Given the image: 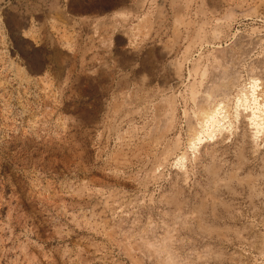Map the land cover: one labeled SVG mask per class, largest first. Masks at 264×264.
Here are the masks:
<instances>
[{"label":"rangeland","instance_id":"rangeland-1","mask_svg":"<svg viewBox=\"0 0 264 264\" xmlns=\"http://www.w3.org/2000/svg\"><path fill=\"white\" fill-rule=\"evenodd\" d=\"M252 75L264 0H0V264H264Z\"/></svg>","mask_w":264,"mask_h":264},{"label":"bare ground","instance_id":"bare-ground-1","mask_svg":"<svg viewBox=\"0 0 264 264\" xmlns=\"http://www.w3.org/2000/svg\"><path fill=\"white\" fill-rule=\"evenodd\" d=\"M220 51L221 50H219V53H220ZM222 54H224V53H222ZM215 55H218V54H215ZM220 57H221V55H220ZM220 57H217V59ZM222 58H223V56H222ZM248 80H249L248 82H245L244 84L242 83L241 87L239 86L238 92L236 91L237 93L234 97H227L226 99H224V97L223 98L220 97L221 99L218 98V100H215V102L213 101L214 102L213 104H208L205 108L202 109V112H200L201 115L199 114V116H201L200 122H199L200 128L194 129V127H193L192 138L189 141L192 148H197V143L204 142L207 139H212V138L220 135L223 131H229L232 124H234L233 122L236 120L237 123H239L238 120L241 117H245L247 119L249 125L251 126V128L253 130V136L255 139H257L259 133H262V131L264 130V90H263V87L260 85V79H259L258 75L257 76L252 75ZM217 84H219V83H217ZM216 86L217 85H215V87L214 86L213 87L215 89L217 88L216 91H219L218 88H220L221 85L219 84L218 87H216ZM230 86H232V85H230ZM222 87H224V86L222 85ZM225 87H226V85H225ZM225 87H224V89L226 90ZM229 87H227V88H229ZM215 89L211 90V91H215ZM211 91L206 92V96L209 95V97H210ZM221 91L224 92V90H221ZM225 97H226V95H225ZM211 98L212 97H210L209 99L211 100ZM214 98H216V97L214 96L212 99H214ZM231 100H234V103H235V106H234V110H235L234 118H235V120H232L231 114H230V108H231L230 102H232ZM209 102H207V103H209ZM210 103H212V102H210ZM198 120H199V118H198ZM183 158H184V154L179 156V158H178L177 162L180 165L182 164Z\"/></svg>","mask_w":264,"mask_h":264}]
</instances>
